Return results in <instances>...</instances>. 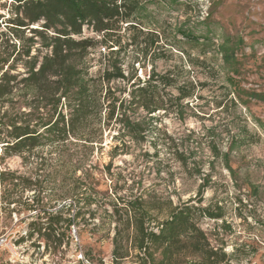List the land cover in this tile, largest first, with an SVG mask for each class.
Instances as JSON below:
<instances>
[{"label":"rangeland","instance_id":"374dc122","mask_svg":"<svg viewBox=\"0 0 264 264\" xmlns=\"http://www.w3.org/2000/svg\"><path fill=\"white\" fill-rule=\"evenodd\" d=\"M137 1L142 10L136 17L143 31L155 34L158 42L146 61L133 63L131 52L120 54L121 69L126 78L133 77L131 84L136 79L147 81L152 72L169 74L170 86L157 89L162 108L149 116L142 108L127 109L130 120L142 122L145 130L143 142L125 138L127 148H121L117 129L102 128L84 169L77 168L75 158L82 142L72 137L58 149L62 152L47 155V148L35 150L42 160L27 153L8 155L0 143V173L5 175L0 180V237H7L17 254L0 249V264H112L115 223L105 226L102 216L92 221L94 225L71 229L67 245L56 256L32 233L31 224L43 222L40 212L59 204L62 197L69 198L83 170L90 167L99 196H113L116 191V197L128 199L142 194L155 208L151 215L158 221L167 217L170 206L189 200L191 205L200 202L201 207L220 209L221 219L203 218L199 223L210 248L226 254L228 264H264V103L250 98L253 93L264 95V0ZM10 14V0H0V34L6 37L0 39V55H12L16 68L11 74L24 77L17 53L31 44L32 35L28 30L9 34L13 26L5 22ZM182 32L195 38L208 33L214 46L188 42ZM125 35L128 38L130 33ZM82 36L99 40L86 28ZM225 39L242 41L236 51L241 65L240 77L234 78L236 90L216 54L215 47ZM34 41L31 56L39 49L37 38ZM89 52L88 75L97 78L103 69L100 52L105 56L108 52L102 53L100 46ZM110 87L112 91L126 88L124 94L117 90L114 97L129 99L132 89L125 82L114 81ZM179 90L191 96L178 100ZM8 108L4 104L0 109V119ZM115 146L119 151L114 154ZM11 174L34 185L24 189L18 181L19 186L13 187ZM19 199L25 205L35 200L37 210L23 211L22 206L6 204ZM121 264L137 263L126 260Z\"/></svg>","mask_w":264,"mask_h":264},{"label":"trees","instance_id":"16d2710c","mask_svg":"<svg viewBox=\"0 0 264 264\" xmlns=\"http://www.w3.org/2000/svg\"><path fill=\"white\" fill-rule=\"evenodd\" d=\"M10 7L11 16L5 22L13 26L9 34L15 36L18 31L28 30L32 36L31 44L17 53L25 70L24 77L11 74L16 68L12 65L16 61L14 58L11 61L12 55H0V109L4 104L9 107V112L0 119V143L5 144L7 154L27 153L31 158L42 160L40 152L34 153L35 150L47 148V155L62 152L58 149H63L72 137L82 142L75 158L77 168L84 169L104 127L117 129L122 149L127 148L125 138L143 142V123L130 120L127 109L132 106L142 108L147 116L159 111L162 101L157 89L168 87L170 83L169 74L161 76L152 72L147 81L136 79L131 84L133 77L126 78L121 69L120 54L124 56L131 52L133 63L146 61L158 42L155 34H145L136 17L142 10L138 1L10 0ZM37 25V28H31ZM84 28L96 34L99 40L83 37ZM127 32L130 36L125 38ZM180 35L188 42L202 41L201 45L214 46V38L208 33L196 38L189 32ZM3 37L1 33L0 39ZM34 38H37L39 49L37 55L31 56V48L36 44ZM5 43L8 44V39ZM241 43V40L231 43L230 39H225L215 47L216 54L232 76L228 81L234 90L237 89L234 78L240 77L241 65L236 51ZM96 46L101 47L102 53H108L105 56L100 52L102 73L92 78L88 75L87 58ZM40 50L46 53L41 54ZM114 81L125 82L132 89L128 100L114 97L119 89L116 87L112 91L110 84ZM118 91L124 94L126 88ZM190 96L191 93L181 94L178 100ZM250 98L264 103L263 94L253 93ZM22 109L29 112L24 113ZM90 125L96 127L89 128ZM5 128L10 131L5 133ZM113 150L115 154L119 147L115 146ZM93 171L91 167L83 170V178L74 186L72 195L43 209L39 218L43 222L31 224L32 233L45 241L51 255L56 256L62 246L67 245V233L71 229L94 225L92 221L102 216L105 226L115 223L111 241L112 264L126 260L137 264H228L226 254L210 248L206 235L199 228L203 218L221 219L220 209L201 207L200 202L197 206L191 205L192 200H189L174 208L170 206L167 217L158 221L151 215L155 208L148 205L142 194L128 199L116 197V191L113 196H99L95 191L98 181ZM106 171L109 174L110 164ZM4 177L0 173L1 181ZM9 179L13 187L19 186L18 181L24 189L34 185L13 174ZM35 203L34 200L25 205L20 199L6 202L7 206H22L23 211L29 212L37 210ZM92 207H95L94 211ZM12 212L14 210L8 211Z\"/></svg>","mask_w":264,"mask_h":264},{"label":"built area","instance_id":"2783aa9c","mask_svg":"<svg viewBox=\"0 0 264 264\" xmlns=\"http://www.w3.org/2000/svg\"><path fill=\"white\" fill-rule=\"evenodd\" d=\"M0 249H2L3 251L6 250L14 256H17L14 244L11 243V241L7 237H0ZM14 264H18V262H14Z\"/></svg>","mask_w":264,"mask_h":264}]
</instances>
